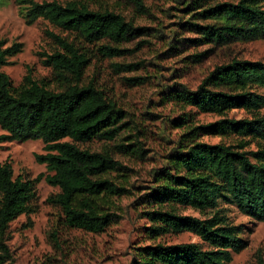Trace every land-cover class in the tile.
<instances>
[{
    "label": "trees",
    "instance_id": "obj_1",
    "mask_svg": "<svg viewBox=\"0 0 264 264\" xmlns=\"http://www.w3.org/2000/svg\"><path fill=\"white\" fill-rule=\"evenodd\" d=\"M21 1L29 22L42 16L90 42L101 38L129 40L142 29L119 12L93 9L77 0L65 4L57 0ZM200 14L215 19L197 26L204 38L217 44L264 38V0L219 1ZM53 34L63 50L47 53L45 63L59 74L70 72L80 79L88 63L86 53L74 41ZM100 48L108 55L121 52L110 44ZM21 49L22 42L6 45L0 38V125L6 130L0 138H42L47 151L37 153L36 158L47 165L46 180L60 188L49 200L61 206L69 225L102 231L119 216L113 195L127 191L106 176L119 168L120 161L109 152L81 147L77 141L114 138L124 109L93 82L55 90L27 74L14 85L2 66ZM259 86H264V60L232 58L217 63L195 89L183 83L175 88L173 98L224 116L188 125L172 153L171 166L158 170V183L144 196L148 205L144 214L150 220L147 232L156 238L168 231L191 230L208 247L197 241H154L138 246L130 264H230L233 254L248 245L242 225L216 207L223 200L264 221V91ZM232 108L245 109L248 115L228 116ZM187 121L188 117L182 120ZM207 134L231 140L213 143L201 139ZM36 179L14 176L12 164L0 162V264L13 260L8 243L10 223L28 210ZM176 204L190 205L203 213L216 209L210 215L197 216L179 213Z\"/></svg>",
    "mask_w": 264,
    "mask_h": 264
},
{
    "label": "rangeland",
    "instance_id": "obj_2",
    "mask_svg": "<svg viewBox=\"0 0 264 264\" xmlns=\"http://www.w3.org/2000/svg\"><path fill=\"white\" fill-rule=\"evenodd\" d=\"M57 1L65 4L70 0ZM77 1L93 9L119 12L142 29L129 40L101 38L90 42L76 31L64 30L42 16L29 22L21 0H0V38L5 39L6 45L22 42V49L10 55L2 69L14 85H19L27 74L55 90L69 84L93 82L108 99L122 107L123 117L114 138L95 137L77 144L109 152L118 159L119 168L110 170L106 176L124 185L127 191L113 195L119 216L104 230L71 226L61 206L49 200L60 188L46 180L47 165L36 158L37 153L47 151L44 140L0 138V162H10L14 176L22 174L36 179L41 175L35 180V194L28 210L10 223L8 243L13 253L10 264H130L138 246L154 241H197L208 247L191 230L168 231L151 238L144 196L158 183V170L171 166L172 153L180 145L188 125L224 116L173 98L175 88L183 83L195 89L217 63L232 58L264 60V38L235 40L225 45L204 38L197 25L215 19L201 15L202 9L219 1L236 0ZM53 33L74 41L86 53L88 63L80 79L70 72L59 74L53 65L45 63L47 53L63 50ZM103 44L119 47L121 52L108 55L100 48ZM258 89L264 91V86ZM227 115L243 117L248 113L242 108H232ZM186 117L188 121L183 123ZM5 132L0 125V137ZM201 139L213 143L231 140L210 134ZM175 208L179 213L197 216L220 209L231 221L242 225V235L248 239V245L233 254L230 264H264V221L223 200L216 208L207 209V213L190 205L176 204Z\"/></svg>",
    "mask_w": 264,
    "mask_h": 264
}]
</instances>
